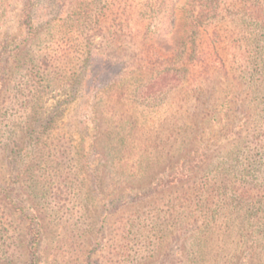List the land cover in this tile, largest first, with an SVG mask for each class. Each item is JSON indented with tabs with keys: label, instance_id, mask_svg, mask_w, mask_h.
<instances>
[{
	"label": "rangeland",
	"instance_id": "1",
	"mask_svg": "<svg viewBox=\"0 0 264 264\" xmlns=\"http://www.w3.org/2000/svg\"><path fill=\"white\" fill-rule=\"evenodd\" d=\"M229 20L218 61L230 73L213 77L201 101L196 0H0V195L9 189L17 197L15 207L0 206V231L10 230L0 244L15 241L17 253L0 252V264H32L17 248L34 237L32 220L43 227L40 264H155L159 254L176 255L175 235L150 237L153 204L134 206L128 197L122 205L116 195L131 176L169 179V166L196 160L200 138L209 153L216 149L218 132L203 118L219 111L224 89L249 83L248 67L264 59V30L234 31ZM151 69H171L174 81H157L150 94ZM51 119L41 165L19 180L14 158L31 149L25 134L37 136ZM80 162L103 178L90 199L71 172ZM133 164L142 171L129 173ZM178 193L161 200L164 211ZM176 221L168 230L177 235Z\"/></svg>",
	"mask_w": 264,
	"mask_h": 264
},
{
	"label": "trees",
	"instance_id": "2",
	"mask_svg": "<svg viewBox=\"0 0 264 264\" xmlns=\"http://www.w3.org/2000/svg\"><path fill=\"white\" fill-rule=\"evenodd\" d=\"M228 18L236 25L234 31L244 25L264 30V0H196V95L201 101L208 99V84L213 77L223 78L230 73L226 66L220 67L223 63L218 61L221 48L229 46L224 37V33H229L228 29L224 30ZM251 60L252 57L248 62ZM248 69L249 83L235 85L234 91L232 86L224 89L225 100L216 99L214 103L219 111L216 107V112L203 118V123L218 132L214 151L209 153L210 149L200 138L196 160L169 166V179L145 182L133 181L135 177L131 176V181H124L116 195L122 205L128 197L134 206L153 204L155 208L150 214L155 224L149 231L150 237L165 242L169 235H175L179 244L176 255L169 259L168 253L165 257L159 254L155 264H264V180L260 176L264 164V59L256 69ZM125 71L122 69L119 75ZM137 72L132 71V74ZM146 75L151 77L154 86L149 89L150 94H155L157 81L169 78L174 81L176 74L171 69H151ZM177 84L174 82L167 89H175ZM51 121L41 125L43 130L37 136L34 132L25 134L31 149L14 158L16 165L21 166L19 180L28 182L41 165L42 153L48 151ZM71 169L81 179L79 190L87 199L93 198L103 184L101 175L94 176L99 167L80 162ZM132 171L140 172L142 167L133 164L129 173ZM179 190L182 193L170 199L168 210L164 211L159 204L161 200ZM0 196V206L6 209L17 202L9 189ZM168 216L175 220L171 221ZM178 217L182 218V224L176 235L168 228L177 225ZM29 225L34 237L21 246L19 243V257L27 256L32 264H40L43 227L34 220ZM0 234L4 237L10 230L0 231ZM14 246L15 241L7 243L5 240L0 244V252L13 259L17 254Z\"/></svg>",
	"mask_w": 264,
	"mask_h": 264
}]
</instances>
